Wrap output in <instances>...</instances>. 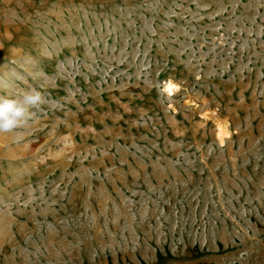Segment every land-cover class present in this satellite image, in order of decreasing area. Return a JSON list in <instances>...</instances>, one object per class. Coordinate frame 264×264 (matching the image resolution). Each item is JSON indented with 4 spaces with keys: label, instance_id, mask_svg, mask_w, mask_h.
Returning <instances> with one entry per match:
<instances>
[{
    "label": "rangeland",
    "instance_id": "374dc122",
    "mask_svg": "<svg viewBox=\"0 0 264 264\" xmlns=\"http://www.w3.org/2000/svg\"><path fill=\"white\" fill-rule=\"evenodd\" d=\"M30 89L0 264H264V0H0V96Z\"/></svg>",
    "mask_w": 264,
    "mask_h": 264
},
{
    "label": "clouds",
    "instance_id": "9594fccd",
    "mask_svg": "<svg viewBox=\"0 0 264 264\" xmlns=\"http://www.w3.org/2000/svg\"><path fill=\"white\" fill-rule=\"evenodd\" d=\"M48 103L43 93L30 89L21 97L0 96V133H11L27 124L34 109Z\"/></svg>",
    "mask_w": 264,
    "mask_h": 264
},
{
    "label": "bare ground",
    "instance_id": "6f19581e",
    "mask_svg": "<svg viewBox=\"0 0 264 264\" xmlns=\"http://www.w3.org/2000/svg\"><path fill=\"white\" fill-rule=\"evenodd\" d=\"M176 88L177 86L174 83L172 82L166 83V91H168L171 95L176 90Z\"/></svg>",
    "mask_w": 264,
    "mask_h": 264
}]
</instances>
